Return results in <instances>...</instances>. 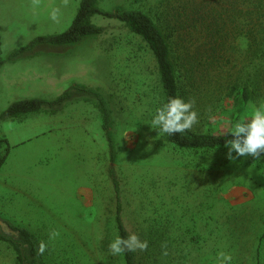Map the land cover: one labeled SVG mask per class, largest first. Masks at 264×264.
<instances>
[{
  "label": "rangeland",
  "instance_id": "374dc122",
  "mask_svg": "<svg viewBox=\"0 0 264 264\" xmlns=\"http://www.w3.org/2000/svg\"><path fill=\"white\" fill-rule=\"evenodd\" d=\"M165 1L100 0L99 6L141 10L158 21L169 10ZM80 2L0 0V113L16 101L54 100L72 87L86 88L110 110L114 161L94 93L73 90L55 115L0 123V138L12 146L0 170V221L26 227L45 242V264H125L122 253L109 250L119 236L113 167L124 225L130 235L148 241L146 250H136L137 264H219V252L231 257L225 264H264L263 161L234 151L236 160L230 161L227 146L189 150L165 140L151 125L163 103L155 59L123 23L96 16L103 35L36 45L8 60L38 36L68 30ZM247 46L238 38L223 80L202 81L191 95L198 115L191 129L225 134L264 109V83L240 116L218 89L226 75L241 72ZM259 65L253 60L255 69ZM52 231L59 236L50 240ZM0 264H19L3 241Z\"/></svg>",
  "mask_w": 264,
  "mask_h": 264
},
{
  "label": "trees",
  "instance_id": "16d2710c",
  "mask_svg": "<svg viewBox=\"0 0 264 264\" xmlns=\"http://www.w3.org/2000/svg\"><path fill=\"white\" fill-rule=\"evenodd\" d=\"M99 1L81 0L68 30L38 36L26 47L12 52L8 60H14L36 45H69L87 37L103 35L105 27L94 22L96 16H101L118 20L146 43L156 62L162 88V105L171 97H181L188 102L191 95L200 89L202 81L207 85H211L214 79L222 81V69L232 64L228 60L230 50L240 37L248 42L244 67L236 77L230 73L226 75L224 82L218 84V89L224 91V99L231 104L233 113L239 116L262 91L264 78L260 77L264 76V0H166L169 10L158 21L141 10L105 11L99 6ZM253 60L259 61V68L252 66ZM73 90L94 93L86 88L72 87L54 100L30 98L16 101L0 113V123H20L30 115H55L63 103L71 98ZM95 96L98 99L96 107L103 115L106 139L114 161L110 110L99 95ZM230 133L217 135L190 128L183 133L162 135L177 147L206 150L225 147L226 140L234 139ZM11 147L7 138H0V170L7 161ZM260 158L264 163V155ZM109 173L116 196L118 234L127 237L130 233L122 219L120 181L113 167ZM0 241L10 245L19 264H45L44 253L38 251L40 242L26 227L0 221ZM122 255L125 264H137L136 251H126Z\"/></svg>",
  "mask_w": 264,
  "mask_h": 264
},
{
  "label": "clouds",
  "instance_id": "9594fccd",
  "mask_svg": "<svg viewBox=\"0 0 264 264\" xmlns=\"http://www.w3.org/2000/svg\"><path fill=\"white\" fill-rule=\"evenodd\" d=\"M59 9L54 8L50 17L52 20H57ZM198 115L193 110V102H186L181 97H171L166 103L156 109L152 118L151 125L159 132L173 135V133H183L192 128L197 123ZM234 139L226 140L225 146L228 147L227 158L230 161L236 160L232 155L234 151L237 156L250 155L258 158L264 155V109L254 111L250 119L240 120L235 122L230 133ZM59 236L57 231H52L49 234V239H55ZM48 245L41 241L38 251L43 254ZM148 248V241L141 240L136 234H131L127 237L117 236L110 244L109 250L112 255H118L126 251H136L137 249L144 251ZM167 255V252H164ZM231 259L224 252L217 254L219 264H225Z\"/></svg>",
  "mask_w": 264,
  "mask_h": 264
}]
</instances>
